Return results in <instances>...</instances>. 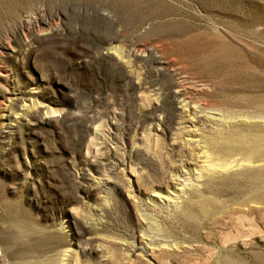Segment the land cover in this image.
<instances>
[{"label":"rangeland","instance_id":"rangeland-1","mask_svg":"<svg viewBox=\"0 0 264 264\" xmlns=\"http://www.w3.org/2000/svg\"><path fill=\"white\" fill-rule=\"evenodd\" d=\"M263 135L264 0H0V264H264Z\"/></svg>","mask_w":264,"mask_h":264},{"label":"bare ground","instance_id":"bare-ground-1","mask_svg":"<svg viewBox=\"0 0 264 264\" xmlns=\"http://www.w3.org/2000/svg\"><path fill=\"white\" fill-rule=\"evenodd\" d=\"M264 136V135H263ZM261 137V136H260ZM237 139V138H236ZM235 139V140H236ZM261 139V138H260ZM240 140V139H239ZM231 142H232V140H231ZM237 142V141H236ZM263 142V141H262ZM245 143V142H244ZM230 144V143H229ZM241 144V143H240ZM227 145V144H226ZM235 148V147H234ZM258 150V146H256V145H254V146H252V148H251V150L250 151H248V154H254L256 151ZM262 171H264V167H263V169H261ZM260 171V170H259ZM255 173V172H254ZM259 174V173H258ZM240 177H242V176H240ZM246 178V177H245ZM210 202V201H209ZM206 204V203H205ZM205 204H204V206H205ZM201 206V205H200ZM187 213V212H186ZM188 214V213H187ZM190 215H191V213H190ZM200 215V214H199ZM189 217V216H188Z\"/></svg>","mask_w":264,"mask_h":264}]
</instances>
